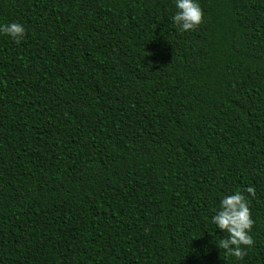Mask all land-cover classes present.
Instances as JSON below:
<instances>
[{
    "label": "trees",
    "instance_id": "16d2710c",
    "mask_svg": "<svg viewBox=\"0 0 264 264\" xmlns=\"http://www.w3.org/2000/svg\"><path fill=\"white\" fill-rule=\"evenodd\" d=\"M198 2L0 0V264H264V0Z\"/></svg>",
    "mask_w": 264,
    "mask_h": 264
},
{
    "label": "clouds",
    "instance_id": "9594fccd",
    "mask_svg": "<svg viewBox=\"0 0 264 264\" xmlns=\"http://www.w3.org/2000/svg\"><path fill=\"white\" fill-rule=\"evenodd\" d=\"M175 14L173 22L181 31H190L202 23L203 13L198 0H174ZM25 34V27L19 22L0 23V35H6L19 42ZM250 196H255V188L246 189ZM217 229L224 231L227 236L218 240L219 247L226 256L240 260L244 248L251 247L253 240L249 235L253 219L251 217L247 198L237 190L220 198L219 207L211 218Z\"/></svg>",
    "mask_w": 264,
    "mask_h": 264
}]
</instances>
